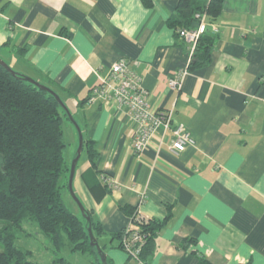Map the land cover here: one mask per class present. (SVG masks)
I'll return each mask as SVG.
<instances>
[{
    "label": "crops",
    "instance_id": "1",
    "mask_svg": "<svg viewBox=\"0 0 264 264\" xmlns=\"http://www.w3.org/2000/svg\"><path fill=\"white\" fill-rule=\"evenodd\" d=\"M178 2L0 0V58L51 82L84 137L97 143V168L118 189L94 196L82 178L91 167L84 153L73 188L101 224L97 239L114 264H197L195 250L214 264H264V0H224L220 17L206 18L204 33L218 36L212 61L179 92L169 80L190 56L169 24ZM122 59L142 77L152 109L172 111V127L191 134L185 151L174 153L173 132L161 127L136 153L128 109L88 102ZM135 207L152 220H164L171 208L147 262L130 259L113 237L128 228L127 208ZM185 239L198 244L181 248Z\"/></svg>",
    "mask_w": 264,
    "mask_h": 264
},
{
    "label": "trees",
    "instance_id": "2",
    "mask_svg": "<svg viewBox=\"0 0 264 264\" xmlns=\"http://www.w3.org/2000/svg\"><path fill=\"white\" fill-rule=\"evenodd\" d=\"M142 1L147 7L153 6L152 0ZM223 3L224 0H179L169 24L180 37L179 30L196 28L200 22L197 14L206 15L210 23L215 22L222 13ZM217 38L210 31L201 35L189 66L190 73L211 63ZM10 67L14 73L0 64V264H34L30 260L32 252L17 246L26 220L35 223L50 241L58 255L54 264H69L60 256L67 245L71 252L91 255L92 264H103L96 247L91 245L89 223L64 200L63 192L69 182L63 180L70 175L64 156L67 146L64 122L70 121L68 114L53 94L27 78L52 89L62 100L63 97L51 82H41ZM83 153L91 167L82 178L100 200L114 189L104 181L108 175L97 168L100 155L97 143L84 137ZM127 210L130 227L113 237L119 239V247L125 251L123 241L127 236L134 232L145 236L139 259L147 262L156 252L157 234L170 219L171 208L164 220L140 218L139 207ZM86 213L92 218L93 234L98 240L102 226L94 222L91 210L86 209ZM197 244L194 239H185L180 247ZM193 254L197 264H214L199 251ZM107 262L114 264L109 258Z\"/></svg>",
    "mask_w": 264,
    "mask_h": 264
},
{
    "label": "built area",
    "instance_id": "3",
    "mask_svg": "<svg viewBox=\"0 0 264 264\" xmlns=\"http://www.w3.org/2000/svg\"><path fill=\"white\" fill-rule=\"evenodd\" d=\"M196 17L200 19L196 28L179 30L180 37L188 45L190 59L187 67L177 70L169 80L170 88L177 92L181 90L183 80L190 74L189 66L198 41L205 31L206 15L197 14ZM98 101L115 103L128 109L136 126L133 142L136 153H140L148 147L161 127L164 130H172L171 149L174 153H181L186 150L188 145L194 144L191 134L184 125L172 127V111L158 112L152 109L150 92L143 86L142 77L132 69L130 62L125 59L114 63L108 73L101 77L100 82L93 88L88 102ZM104 181L113 189H118L119 185L111 177L104 176ZM138 216L143 218L140 211ZM145 242V236L134 232L124 239L123 247L132 259L140 261L141 250Z\"/></svg>",
    "mask_w": 264,
    "mask_h": 264
},
{
    "label": "rangeland",
    "instance_id": "4",
    "mask_svg": "<svg viewBox=\"0 0 264 264\" xmlns=\"http://www.w3.org/2000/svg\"><path fill=\"white\" fill-rule=\"evenodd\" d=\"M64 129L65 142L67 144L64 151V156L68 166L71 168L73 160L75 159V156L78 152L79 138L78 135H75V137H77L76 140L73 141L72 139V133H77V131L71 121L65 120ZM69 177H65L63 182H69ZM63 195L66 205L75 214L84 218L77 203L74 201L69 188H65ZM84 220L86 219L84 218ZM23 226L24 232H22V234L19 236L17 240V246L32 252L30 260L34 262V264H54V261L58 258V255L53 252L52 245L48 238H46L40 232L35 223L29 220H26ZM60 256L64 257L69 264H92L93 259V257L89 254L71 252L69 245H67L66 249L61 253Z\"/></svg>",
    "mask_w": 264,
    "mask_h": 264
},
{
    "label": "water",
    "instance_id": "5",
    "mask_svg": "<svg viewBox=\"0 0 264 264\" xmlns=\"http://www.w3.org/2000/svg\"><path fill=\"white\" fill-rule=\"evenodd\" d=\"M0 64L2 66H4L7 70H9L10 72H15L9 65L7 62H5L2 58H0ZM27 80H29L30 82L34 83L35 85H37L38 87L49 91L51 94H53L56 99L59 101V103L62 105V107L65 109V111L68 114V117L71 121V123L75 126V128L77 129L78 132V136H79V148H78V152L76 154L75 159L73 160L72 166L70 168V177H69V184H68V188L70 189L71 195L74 199V201L77 203L81 213L83 214V217L86 219V221L89 223V228H88V232H89V236H90V240H91V245L93 247H96L97 252L99 253V255L101 256L102 262L103 264H108L107 262V255L104 252L103 248L100 246L98 240H96L94 234H93V230H92V226H91V222H92V218L87 215L86 213V207L83 205L82 201L79 199V197L76 195L74 188H73V181H74V177H75V173H76V167L78 162L80 161L82 155H83V149H84V135L83 132L81 130V127L78 125V123L76 122L75 118L73 117V115L70 113L69 109L67 108L66 104L64 103V101L60 98V96L58 94H56L55 91H53L52 89L42 85L41 83H39L38 81L32 79V78H27Z\"/></svg>",
    "mask_w": 264,
    "mask_h": 264
}]
</instances>
